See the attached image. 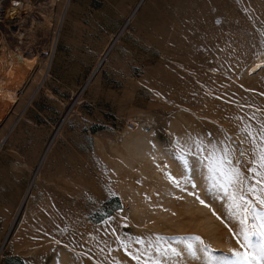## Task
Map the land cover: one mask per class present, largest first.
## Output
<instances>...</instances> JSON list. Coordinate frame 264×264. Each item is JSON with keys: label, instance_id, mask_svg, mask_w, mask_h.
<instances>
[{"label": "rangeland", "instance_id": "374dc122", "mask_svg": "<svg viewBox=\"0 0 264 264\" xmlns=\"http://www.w3.org/2000/svg\"><path fill=\"white\" fill-rule=\"evenodd\" d=\"M17 1L29 7L0 41L35 64L0 103V264L249 252L206 162L264 187L251 171L264 152V0ZM186 141L199 148L182 166ZM157 236L180 255L161 256ZM192 237L208 252L190 253Z\"/></svg>", "mask_w": 264, "mask_h": 264}, {"label": "snow or ice", "instance_id": "6c2138e0", "mask_svg": "<svg viewBox=\"0 0 264 264\" xmlns=\"http://www.w3.org/2000/svg\"><path fill=\"white\" fill-rule=\"evenodd\" d=\"M189 139L191 140V138ZM185 144L186 147L182 149V153L174 157L181 161L182 166L187 164L183 152L191 153L196 148H199V145H196L195 141H192L191 144L186 141ZM176 146L180 147L178 142ZM198 162L205 163L204 160ZM254 163L257 164V167L252 168L251 171L255 176L259 177L257 180L259 184L261 181H264V152L258 154ZM223 165L224 162L217 160L212 154H209L207 157L206 167L209 179L215 181L213 189L222 192L227 198L228 215L239 222L241 226L240 235L243 237L242 247H246L250 251L245 253L233 252L231 259L228 257H219L216 259L223 260L224 264H264V187L257 188L249 184L247 188H243L242 186L245 184L247 177L243 176L239 169L231 167L230 162L227 168ZM213 189H206L209 195H212ZM248 194L255 195L256 202L261 206L260 208H257L256 203L249 198ZM200 202L201 204L204 203L202 200ZM249 219L252 221L251 227L248 224ZM162 241H164V237L157 236L155 241L149 240L148 243L150 245L154 243L155 251L161 256L167 257L169 252L174 256L180 255V252L174 248H162ZM181 242L190 253L193 252L197 243L202 245L201 251L208 252L207 246L203 245V241L199 237L181 238ZM136 243H142V241L137 239ZM126 247H130V245H126ZM151 251V248L146 249L145 254ZM133 258L136 260L140 259L139 256ZM149 259L151 260V264H162L160 259H153L151 256H149ZM208 259L212 260L213 257L209 255Z\"/></svg>", "mask_w": 264, "mask_h": 264}, {"label": "bare ground", "instance_id": "6f19581e", "mask_svg": "<svg viewBox=\"0 0 264 264\" xmlns=\"http://www.w3.org/2000/svg\"><path fill=\"white\" fill-rule=\"evenodd\" d=\"M15 2H17V6L14 5ZM28 7L29 5L27 2L21 3L19 1H14V3L9 5L6 9V17L4 16V19L10 22L12 19H15V21L18 22L17 25H19L20 19L16 13L22 9L27 10ZM33 62H35V60L33 61V59H29L16 53L14 54L11 50L5 47L4 40H2V42L0 41V103L2 101L3 103L13 101L16 95L15 91H17V87L23 83L32 71V67L34 66L33 64H35ZM258 62H260L261 65H264V54ZM7 104H9V102ZM3 108H5V106Z\"/></svg>", "mask_w": 264, "mask_h": 264}, {"label": "built area", "instance_id": "2783aa9c", "mask_svg": "<svg viewBox=\"0 0 264 264\" xmlns=\"http://www.w3.org/2000/svg\"><path fill=\"white\" fill-rule=\"evenodd\" d=\"M14 1H17V0H14ZM14 1L0 0V39L5 38L6 31H12L13 28L18 27V25H17L18 22H16L15 19H12V20L8 19V20H11V22L4 19V16L6 17V15H5L6 9L9 7V5L13 4ZM7 3H8V5H7ZM16 3L17 2H15L14 5H16ZM2 28H4L5 31H3ZM3 36H4V38H3Z\"/></svg>", "mask_w": 264, "mask_h": 264}, {"label": "water", "instance_id": "95a60500", "mask_svg": "<svg viewBox=\"0 0 264 264\" xmlns=\"http://www.w3.org/2000/svg\"><path fill=\"white\" fill-rule=\"evenodd\" d=\"M95 71H96V70H95ZM95 71H93V73L91 74V76H90V78H89V80L87 81V83H86L85 86H87V84L90 82V80L92 79L93 75L95 74ZM40 163H41V161H40ZM30 187H31V183L29 184V186H28V188H27V190H26V193H25V195H24V197H23V199H22V201H21V203H20V205H19L18 212H19V210L21 209V207L23 206V203H24L25 198H26V196H27V194H28V192H29ZM18 212H17V214H18Z\"/></svg>", "mask_w": 264, "mask_h": 264}]
</instances>
